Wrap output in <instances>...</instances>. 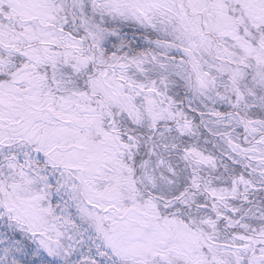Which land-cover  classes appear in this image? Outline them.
<instances>
[{"label": "snow or ice", "instance_id": "snow-or-ice-1", "mask_svg": "<svg viewBox=\"0 0 264 264\" xmlns=\"http://www.w3.org/2000/svg\"><path fill=\"white\" fill-rule=\"evenodd\" d=\"M0 264H264V0H0Z\"/></svg>", "mask_w": 264, "mask_h": 264}]
</instances>
